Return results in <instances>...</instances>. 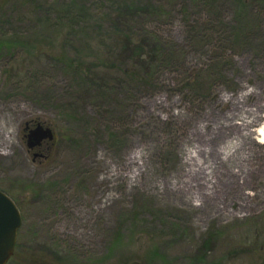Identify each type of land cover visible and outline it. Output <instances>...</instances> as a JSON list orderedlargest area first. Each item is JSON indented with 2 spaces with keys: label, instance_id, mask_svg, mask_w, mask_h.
<instances>
[{
  "label": "rangeland",
  "instance_id": "rangeland-1",
  "mask_svg": "<svg viewBox=\"0 0 264 264\" xmlns=\"http://www.w3.org/2000/svg\"><path fill=\"white\" fill-rule=\"evenodd\" d=\"M202 5L0 0V42L42 43L0 46V190L22 220L6 264H115L119 227L124 257L195 264L210 238L223 264H264V6ZM116 21L157 49L148 82L126 83ZM61 52L113 59L97 69L111 88L64 105L81 87ZM26 123L56 141L29 149Z\"/></svg>",
  "mask_w": 264,
  "mask_h": 264
},
{
  "label": "trees",
  "instance_id": "trees-1",
  "mask_svg": "<svg viewBox=\"0 0 264 264\" xmlns=\"http://www.w3.org/2000/svg\"><path fill=\"white\" fill-rule=\"evenodd\" d=\"M195 3H201L203 4L202 6L205 7H212L215 8V5L219 2V0H191ZM232 6L238 10H246L249 9L250 7L254 6H264V0H230ZM116 30L117 33L122 38L119 40V42L122 45L124 55L123 59L128 60L129 66L124 67L125 69L124 72H122L123 77L128 79L126 83H129L130 81L134 82V80H137L140 83L148 82L152 76V68L153 65L155 64L156 61V51L157 49L151 46V49L149 51H146L143 49V39L140 41L136 40L134 36L127 35L124 32V29L122 28L120 22L116 21ZM123 31V32H122ZM122 32V33H120ZM150 39V38H149ZM42 43L39 42L38 40L30 39L28 41L24 42H19L16 40H7V41H2L0 42V46H6L8 49H14L16 47L22 46L25 49H38L39 47L42 48ZM157 44L155 43V46ZM150 47V46H149ZM40 48V49H41ZM78 53H80V50H77ZM111 52V51H109ZM53 57H56V60L60 63L63 64V67L66 69H73L75 71L77 77V84L79 87H81L80 92H76V97L74 101L68 102V104H64L67 106H73L74 109L78 108L79 105H76L80 98H83V96L87 95V92L93 90L92 96H97L100 95L101 92L104 93L106 90L110 89L111 84L107 80L105 76H100L98 74L97 69L100 68L101 66L105 65L106 63L114 65L113 59L110 61V58L103 59L101 64H95L91 61H87V57L78 55V61L74 58L66 54L65 52H61V54H57ZM97 59L101 60L102 56L96 55ZM112 58V57H111ZM86 59V60H85ZM123 59H121L123 61ZM114 67V66H113ZM121 72V69H119ZM104 77V78H103ZM116 81L118 83H122V80L119 79L120 77L115 76ZM90 93V92H89ZM91 95V94H90ZM68 110V109H67ZM135 218V215L133 216L131 222ZM137 218V217H136ZM126 235V236H125ZM129 237L127 236L126 233V228L124 227H119L114 235L113 241L111 242V245L108 247V255L110 257H117V262L115 264H170V262L167 261L166 259V254L162 251L159 250L157 247H152L149 250H146L143 253H131L126 255L127 257H124V255H120L121 248V242L123 238ZM211 239L207 238L201 247H197L196 251L191 255L190 259L193 263L195 264H223L224 260L223 259H215L211 257V252L213 250V247H211L209 244H211ZM210 246V247H209ZM262 255L264 256V243H263V248H262ZM20 254V251H16L14 254V257H18ZM118 255L120 258V262L118 260ZM93 264V263H92ZM100 264V263H98Z\"/></svg>",
  "mask_w": 264,
  "mask_h": 264
},
{
  "label": "water",
  "instance_id": "water-1",
  "mask_svg": "<svg viewBox=\"0 0 264 264\" xmlns=\"http://www.w3.org/2000/svg\"><path fill=\"white\" fill-rule=\"evenodd\" d=\"M43 140H50L53 143L54 132L50 127L37 123L28 131L27 147L31 149L40 146ZM21 222V214L17 205L0 190V264H6L14 254Z\"/></svg>",
  "mask_w": 264,
  "mask_h": 264
},
{
  "label": "flooded vegetation",
  "instance_id": "flooded-vegetation-1",
  "mask_svg": "<svg viewBox=\"0 0 264 264\" xmlns=\"http://www.w3.org/2000/svg\"><path fill=\"white\" fill-rule=\"evenodd\" d=\"M30 129H31V127H29V124H28V126H25V131H27L26 135L28 134V131H29ZM43 143H45V142L42 141V143H41L40 146H42ZM40 146H39V147H40ZM28 151H31V150H28ZM32 155H33V156H37V155H41V156H42L41 153H33Z\"/></svg>",
  "mask_w": 264,
  "mask_h": 264
},
{
  "label": "bare ground",
  "instance_id": "bare-ground-1",
  "mask_svg": "<svg viewBox=\"0 0 264 264\" xmlns=\"http://www.w3.org/2000/svg\"><path fill=\"white\" fill-rule=\"evenodd\" d=\"M253 123V121H248L247 123H246V125L247 126H249V125H251ZM260 133V132H259ZM260 143H264V138H263V140H261V141H259Z\"/></svg>",
  "mask_w": 264,
  "mask_h": 264
}]
</instances>
